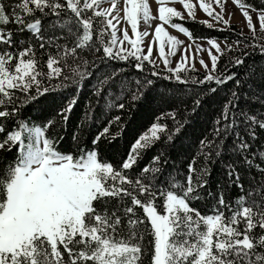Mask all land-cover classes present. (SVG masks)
Here are the masks:
<instances>
[{
    "label": "snow or ice",
    "instance_id": "1",
    "mask_svg": "<svg viewBox=\"0 0 264 264\" xmlns=\"http://www.w3.org/2000/svg\"><path fill=\"white\" fill-rule=\"evenodd\" d=\"M177 2L188 20L209 29L229 25L228 0H155V14L149 0H0V152L15 153L11 160L0 158V264H145L146 257L148 264H264V144L254 147L255 129L264 131V111L258 117L240 108L257 74L264 85V66H245L244 52L229 61L234 68L245 66L243 72L226 68L217 75L224 49L176 22L185 20L169 6ZM231 2L252 38L264 39L258 35L264 34V0L259 7ZM198 9L210 20L197 21ZM166 25L191 43L184 45ZM246 46L264 55V44ZM203 52L211 61L209 67L199 59L207 74L188 76L198 71L196 58ZM82 53L100 55L90 61ZM158 61L168 75L152 70ZM128 64L140 74L135 79L123 70ZM152 77L200 87L192 92L193 116L206 96L233 83L186 176L169 171L164 151L187 126L173 108L134 137L118 163L100 154L102 141L113 144L123 135L122 117L111 113L148 101L158 87ZM85 87L90 95L71 133L72 147L62 151L65 137L49 133L68 131ZM69 89L72 94L65 95ZM257 99L264 102V96ZM159 100L171 103L166 93ZM44 105L50 112L39 120L23 115L33 106L43 114ZM100 117L106 123L92 134ZM168 118L171 128L161 122ZM88 136L90 147L83 139ZM158 144L161 150L145 163ZM215 164L221 181L213 191ZM197 201L205 202L204 212L193 206Z\"/></svg>",
    "mask_w": 264,
    "mask_h": 264
},
{
    "label": "trees",
    "instance_id": "2",
    "mask_svg": "<svg viewBox=\"0 0 264 264\" xmlns=\"http://www.w3.org/2000/svg\"><path fill=\"white\" fill-rule=\"evenodd\" d=\"M246 3H251L257 7L261 6V0H245ZM199 21V20H197ZM176 22L183 23L185 27H187L195 37H211L214 39H222L226 41V45L232 46V50L228 51L227 47L224 48V54L218 62L219 72L217 75L224 73L225 69L228 68L233 72H243V68L247 65H252L254 62L257 67L264 66V55L261 54L259 48H253L251 46L246 45H259L264 44V39H256L254 40L249 33L242 31V29L236 23H229L228 26L224 27H216L209 29L198 22H193L191 20L185 19L183 21L176 20ZM9 28L15 27L14 25H9ZM223 29V30H217ZM258 35H264L259 34ZM240 41L239 44L236 42ZM244 52L249 53L248 56L244 57L246 61V65L241 68H234L229 63L232 58L241 57ZM83 54V53H82ZM85 58L88 60L98 59L100 54H96L95 56L92 54H83ZM47 59V57H44ZM71 63V60L69 61ZM113 67H121L119 63L113 62ZM72 67H77L76 64H72ZM150 69L151 65L148 66ZM197 69V68H196ZM80 71H84L83 67H80ZM123 70L127 72L133 79H135L139 73L131 66V64L123 65ZM156 71H161L162 76L168 75L166 71H163V68L152 69ZM45 71L47 69L45 68ZM207 73L205 71H191L187 75L190 77H195L197 79H202ZM144 75H147L145 73ZM154 81H156L158 87L152 93V97L149 98L148 101L144 102L142 106L135 107L129 105L127 109L124 111H113L111 115H120L122 120L120 122L121 128L123 130V135L119 136V138L113 144H109L107 141H102L100 144V154L106 160L112 163H118L121 157L125 154V150L140 132L146 129L150 123L154 122L155 118L158 117L161 112H167L170 108L176 110L177 120L184 122L187 121V126L182 130L179 138L176 140L174 146L165 148L169 158L168 168L171 171L173 168L178 170L183 176L187 175L188 164L192 160L194 156L197 154V149L199 145V141L209 135L210 129L212 128V124L214 119L219 115L223 104L228 99L230 95V90L233 88V83L229 82L227 85L221 87L217 93L214 95L206 96L202 106L199 108L196 115H191L192 108V92H199L200 87L192 86L191 84L178 86L175 81L164 80L159 77H152ZM259 74L256 76L257 85H249L251 88V92L247 93V95L241 99L240 108L245 111L255 113L258 117L261 116L262 111H264V107L262 104L264 102L258 101V97L264 96V85L259 84ZM54 83H59V81H54ZM183 88L184 91L181 92L178 89ZM246 91V90H245ZM161 93H166L170 98V104H162L159 100V95ZM187 93V94H185ZM65 95H71V90H67L64 92ZM56 95L57 100H59V94H50ZM90 95L87 87H85L84 91L80 94V103L73 112L72 119L68 125V131L64 132L60 128L52 129L49 135L56 136H64L65 139L62 144L59 145L60 150L64 151L72 147L71 145V133L75 129L76 122L80 119L85 100ZM184 101V103H181ZM45 108L44 113L42 114L39 110L33 108H28L23 115L30 118H37L39 120L42 118V115H47L50 112L49 105H44ZM108 118H111L110 116ZM102 123L98 126H93L91 129L92 134H95L98 131L99 127L103 126V123H106V119L104 117H100ZM162 123L168 124L171 128L174 126V122L168 118ZM126 125V127H124ZM117 128H113V132H117ZM258 139L254 142V147L257 145L264 144V131L256 128ZM211 138V137H209ZM86 141H88V146L90 147V139L91 136L84 137ZM161 150V145H157L152 151H150L144 158V162L146 163L152 155H155L157 152ZM258 150V149H257ZM15 153H4L0 152V158H7L11 160ZM203 159L197 160L196 168L199 169L203 165ZM253 171H256L253 169ZM175 174V173H174ZM181 176V179H183ZM221 181V169L219 164L212 165V175L209 178V187L212 188L213 191L216 190V185ZM235 193H230V196H234ZM195 207L200 208L202 212L205 211V202L197 201L193 205ZM140 212V210H137ZM142 214V213H141ZM148 238H146L147 240ZM150 257L145 258V264H148Z\"/></svg>",
    "mask_w": 264,
    "mask_h": 264
},
{
    "label": "rangeland",
    "instance_id": "3",
    "mask_svg": "<svg viewBox=\"0 0 264 264\" xmlns=\"http://www.w3.org/2000/svg\"><path fill=\"white\" fill-rule=\"evenodd\" d=\"M149 3H150L151 12L153 14H155L156 10H157V5L155 3V0H149ZM104 6L107 7L108 6L107 3ZM169 6L175 7L177 10L181 11L185 15V19H187V15L184 12V9L182 8V5L180 3H178V2L177 3H172V4H169ZM214 7H215V5H214ZM215 10L216 11H220V9L218 7H215ZM229 16H231V19H230L229 23H236L242 29V31H244L246 33L250 32L248 27L246 26V22H245V20H244V18L242 16V14H241V10L238 7H236L231 2V0H228V2L226 4V11L224 12V19L228 20ZM196 20H199V21H201V20H210V18L207 17V15L203 11L198 9L197 13H196ZM156 23H159V21L156 20V21L152 22V28L153 29H154ZM141 26L143 27V24ZM165 27H166L167 31L169 32V34L177 36L178 39H180L181 41L184 42V45H187V44L191 43V41H189L188 38L185 37L183 34L179 33L178 31L172 29L171 27H169L167 25ZM216 27H224V25H217ZM129 34L131 35L130 28H129ZM149 39H151V37ZM216 40L221 44V47L223 49L226 47V41L225 40H222V39H216ZM197 42L203 44L204 47H208V45L206 43V40H198ZM181 47H183V45ZM165 49L167 50V45H165ZM213 51L215 52V50H213ZM156 56H157V53L154 52V58H156ZM200 58H203L205 60V62L208 63L209 67H211V61H210V59L208 57L207 52H203V53H201L200 57L196 58L195 67L197 69H200L201 71H205V69L199 63V59ZM172 59H173L172 67H175V61L179 60L180 57L178 55V56H176V57H174ZM158 63L160 65V68H163L162 62L158 61Z\"/></svg>",
    "mask_w": 264,
    "mask_h": 264
}]
</instances>
